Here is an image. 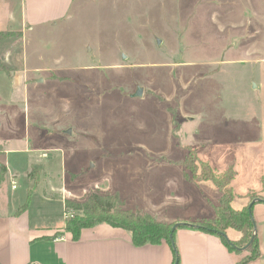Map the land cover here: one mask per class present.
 <instances>
[{
    "label": "rangeland",
    "instance_id": "obj_1",
    "mask_svg": "<svg viewBox=\"0 0 264 264\" xmlns=\"http://www.w3.org/2000/svg\"><path fill=\"white\" fill-rule=\"evenodd\" d=\"M12 1L10 29L24 33L4 61L42 70L20 86V74L0 72L1 132L14 137L8 147L43 148L33 155L46 153L66 188L50 191L44 167L31 168L29 186L42 180L30 190L34 223L61 228L75 213L65 201L92 191L160 222L214 216L222 191L182 177L189 144L217 173L234 170V208L264 198V0H73L30 30ZM23 181L14 178L17 194Z\"/></svg>",
    "mask_w": 264,
    "mask_h": 264
},
{
    "label": "crops",
    "instance_id": "obj_2",
    "mask_svg": "<svg viewBox=\"0 0 264 264\" xmlns=\"http://www.w3.org/2000/svg\"><path fill=\"white\" fill-rule=\"evenodd\" d=\"M72 2L73 0H20V13L18 15L22 26L30 30L33 26L41 27L65 17ZM14 4L12 0H0V34L3 35L0 38V64H2V66L0 65V72H7L8 69L10 73L20 74L14 82L16 86H20V84L27 83V77L22 76V73H35L42 69L40 67L32 69L22 67L17 70L15 64L11 66L9 62L4 61V57L8 55L7 52L12 46L11 42L16 37L23 36L24 33L21 30L10 29L14 17L12 12L15 9ZM5 78H11L14 81L11 74L9 76L5 75ZM1 127L0 264L173 263L174 253L165 241L159 245L146 243V245L138 247L132 243V239H130V235L126 230L119 227L114 228L106 223L83 229L79 238L73 240L71 233L69 234L64 230V224L61 228L50 231L49 227L41 223H34L29 206L18 213L17 209L24 204L30 190H36L41 186V179L38 185L29 186V183L32 182L30 171L34 165L40 164L44 167L42 172H46L49 177L50 191L56 190L57 187L61 188L62 191H66L65 182L61 181L59 186L53 184L52 176L47 173V168L50 166L46 163V160H42L47 158L46 153H42L41 156L38 154L33 155V152L42 151L43 148L25 146L22 150H19L8 147L14 137L4 135L1 132ZM14 153L19 155L8 157V154ZM181 170L183 172L182 167ZM18 176L24 179L23 191L20 194L15 192L18 186L15 185L14 178H18ZM9 182L11 183L10 190L8 189ZM176 182L179 181L176 180ZM178 185L179 183H175L173 186L177 187ZM42 194L48 199L50 192L48 195L46 193ZM64 194H61V196L62 200L65 201L68 194ZM253 205L252 217L255 220V235L258 237L260 255L248 264H264V202L255 201ZM165 221L186 222L189 224L178 226L174 231V243L179 255V264H236L237 256L227 250L221 239L213 234H206L198 229L190 228L192 224L190 218L181 219L176 217L168 218ZM55 232L61 234L54 239L49 238Z\"/></svg>",
    "mask_w": 264,
    "mask_h": 264
},
{
    "label": "trees",
    "instance_id": "obj_3",
    "mask_svg": "<svg viewBox=\"0 0 264 264\" xmlns=\"http://www.w3.org/2000/svg\"><path fill=\"white\" fill-rule=\"evenodd\" d=\"M2 36L0 34V38ZM196 150L197 147L190 144L183 145V156L180 161L183 169L182 177L187 182L210 181L219 191H222V195L214 207V216L191 219L190 228L218 236L227 250L237 255L243 251L236 250L230 245L222 232L227 234L226 229L229 228L239 232L237 240L231 239L235 246H243L250 240L254 231V224L249 215L248 204L254 197L251 198L246 207L234 208L232 203L235 195L231 185L235 177L234 170L229 168L226 171L217 173L208 163L199 160ZM86 195L82 201H65V208L69 209L71 207L75 211L70 219L64 223V230L69 234L71 233L73 240L79 238L83 229L106 223L114 228L119 227L126 230L130 235V239H132V243L138 247L144 246L146 243L159 245L165 241L174 253L172 264L177 258L179 259L177 250L173 249L172 239L169 237L173 223L160 222L147 212L137 213L131 209L123 208L120 195L116 192L105 194L92 191ZM29 196L30 193L27 194L24 204L17 209L18 213L29 206ZM259 198L264 199L263 197ZM253 204L250 208L251 213ZM60 234V232H55L49 238L54 239ZM172 238L174 239V232ZM258 248V237L255 236L251 246L247 249L250 255L237 259L236 264H248L254 258L259 257L260 250ZM177 264H179V260Z\"/></svg>",
    "mask_w": 264,
    "mask_h": 264
},
{
    "label": "water",
    "instance_id": "obj_4",
    "mask_svg": "<svg viewBox=\"0 0 264 264\" xmlns=\"http://www.w3.org/2000/svg\"><path fill=\"white\" fill-rule=\"evenodd\" d=\"M142 93H143V89H142V87H139V88L137 89L136 93L134 94V96H142ZM255 201H264V200L261 199V198H259V197H255V198H253V199L251 200V202L248 204V205H249V215L251 216V220H253V217H252V213H251V211H250V208H251L252 204H253ZM253 224H254V231H253V233H252V237H251L250 240H249L245 245H243V246H240V247H239V246H235V245L232 243L230 237L227 236L226 233H223V232H222V235L225 236L227 242H228L230 245H232L236 250H237V249L240 250V251L247 250V249L251 246V244H252V242H253V240H254V238H255V236H256V235H255V231H256L255 220H253ZM181 225H189V224L186 223V222H176V223L173 225V227H172V229H171V233H170V235H169V237L172 239V245H173V249H174L175 251H176V247H175V243H174V239L172 238V235H173V232L176 230V228H177L178 226H181ZM177 262H178V258L176 259V261L174 262V264H177Z\"/></svg>",
    "mask_w": 264,
    "mask_h": 264
},
{
    "label": "built area",
    "instance_id": "obj_5",
    "mask_svg": "<svg viewBox=\"0 0 264 264\" xmlns=\"http://www.w3.org/2000/svg\"><path fill=\"white\" fill-rule=\"evenodd\" d=\"M13 187H15V185H13ZM67 217V216H66Z\"/></svg>",
    "mask_w": 264,
    "mask_h": 264
}]
</instances>
